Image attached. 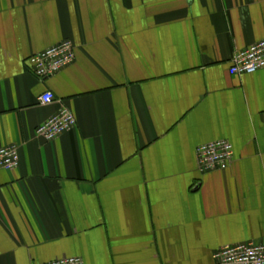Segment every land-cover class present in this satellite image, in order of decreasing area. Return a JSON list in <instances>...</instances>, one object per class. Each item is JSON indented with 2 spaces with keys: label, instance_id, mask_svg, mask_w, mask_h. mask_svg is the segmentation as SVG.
I'll return each instance as SVG.
<instances>
[{
  "label": "crops",
  "instance_id": "crops-1",
  "mask_svg": "<svg viewBox=\"0 0 264 264\" xmlns=\"http://www.w3.org/2000/svg\"><path fill=\"white\" fill-rule=\"evenodd\" d=\"M264 39V0H0V264H216L264 242V69L231 76ZM46 79L26 60L61 42ZM46 93L53 96L40 104ZM60 108L76 121L45 142ZM233 160L200 173L195 149Z\"/></svg>",
  "mask_w": 264,
  "mask_h": 264
},
{
  "label": "built area",
  "instance_id": "built-area-1",
  "mask_svg": "<svg viewBox=\"0 0 264 264\" xmlns=\"http://www.w3.org/2000/svg\"><path fill=\"white\" fill-rule=\"evenodd\" d=\"M74 46L61 42L26 60L29 71L39 80H46L74 61ZM264 69V39L233 54L228 69L231 76L251 75ZM53 96L46 93L40 98L41 105L50 104ZM76 126L73 115L60 108L35 130V135L45 142L53 141L70 132ZM233 160V148L226 140H216L199 145L195 149V163L200 173L226 170ZM19 165V155L14 146L0 149V170L12 171ZM216 264H264V242H246L227 245L213 254ZM32 264H82L80 258L63 257L49 262Z\"/></svg>",
  "mask_w": 264,
  "mask_h": 264
}]
</instances>
